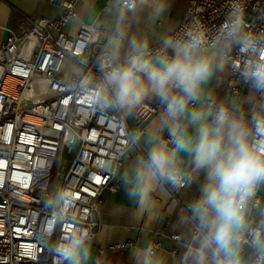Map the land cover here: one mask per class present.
<instances>
[{"label": "clouds", "instance_id": "obj_1", "mask_svg": "<svg viewBox=\"0 0 264 264\" xmlns=\"http://www.w3.org/2000/svg\"><path fill=\"white\" fill-rule=\"evenodd\" d=\"M169 9L170 0H108L90 26V38L102 42L96 73L85 71L82 55L65 66L68 86L75 83L95 113L122 117L124 124L146 101L161 106L146 127L127 130L125 163L112 171L129 201L145 212L154 192L181 189L197 177V195L176 219L186 244L181 264H264V206L256 204L264 188V141L256 129H264V119L254 127L242 107L210 90L232 68L238 48L249 58L245 82L264 93V35L246 29L244 6L235 0L211 38L200 25L157 38L155 26ZM74 195L61 185L43 198L57 225L80 223L69 215ZM44 234L60 264H102L93 260L88 228L60 239L46 228ZM131 258L132 264H170L149 238L132 248Z\"/></svg>", "mask_w": 264, "mask_h": 264}, {"label": "built area", "instance_id": "obj_2", "mask_svg": "<svg viewBox=\"0 0 264 264\" xmlns=\"http://www.w3.org/2000/svg\"><path fill=\"white\" fill-rule=\"evenodd\" d=\"M81 1L62 0L58 18L34 19L28 28L0 27L6 33L0 44V264H60L49 251L45 228L52 239L63 238L81 226L94 234L102 193L119 189L112 169L125 158L127 123L114 114L95 113L75 83L68 86L70 78L62 70L65 61L75 63L83 55L88 60L85 71L96 73L102 42H94L90 26L84 24L73 35L66 32L77 19ZM240 2L246 29L264 35V0ZM234 3L187 0L184 18L173 33L185 34L200 25L211 38ZM232 57L229 91L238 94L240 86L247 84L243 69L249 58L238 48ZM259 98L264 105V93ZM160 111L158 103L145 102L134 117L145 120ZM261 119L264 108L253 126ZM256 131L264 141V129ZM64 150L73 159L62 185L75 192L69 215L80 223L57 225L43 206V198L55 190ZM256 204H260L259 192ZM169 239L180 243L178 234ZM154 241L162 246L159 238ZM132 246L127 242L113 247Z\"/></svg>", "mask_w": 264, "mask_h": 264}, {"label": "crops", "instance_id": "obj_3", "mask_svg": "<svg viewBox=\"0 0 264 264\" xmlns=\"http://www.w3.org/2000/svg\"><path fill=\"white\" fill-rule=\"evenodd\" d=\"M61 2L62 0H0V27L28 28L34 19H56L62 12ZM107 5L108 0H82L77 6V19L66 27V32L73 35L79 25L91 26L95 22L94 13L103 10ZM186 10L187 0H170V9L166 17L155 26V37L158 38L162 33H173L184 18ZM140 27L142 29L143 25ZM218 80V85L213 83L210 85V90L216 96L242 107L253 125L254 120L262 115L264 108L259 94L253 93L248 84L244 83L240 86L238 94L231 93L229 91V70L219 76ZM146 103L157 104L152 100ZM159 113L145 120H138L134 116L127 118L128 130L143 129ZM124 163L125 158L122 164ZM115 181L119 189L117 191L105 190L97 210L96 219L99 226L92 242L95 249L93 260L99 258L102 264H132L133 247L145 238L152 240L159 238L170 264H181V256L186 244L181 231L176 226V219L178 214L184 212L187 203L197 195V177H193L185 188H167L154 192L153 206L147 212L138 209L129 201L118 176L115 177ZM259 196L258 206H264V188L259 191ZM157 233L163 236L158 237ZM174 233L180 236L179 244L169 239V235ZM127 242L132 243L133 246L113 247L124 245ZM175 248L177 252H173Z\"/></svg>", "mask_w": 264, "mask_h": 264}, {"label": "rangeland", "instance_id": "obj_4", "mask_svg": "<svg viewBox=\"0 0 264 264\" xmlns=\"http://www.w3.org/2000/svg\"><path fill=\"white\" fill-rule=\"evenodd\" d=\"M5 36H6V33L3 30H0V44L4 40ZM68 63H69L68 61H65L63 63L62 70L64 71V73H65V66ZM72 159H73V154L70 155V154H68L66 152V150H64L63 153H62V157H61V161H60V165H59V173H60V175H59V178L57 179V183H56L55 189L58 186L62 185L63 177L67 173V171L69 169V166L71 165Z\"/></svg>", "mask_w": 264, "mask_h": 264}]
</instances>
